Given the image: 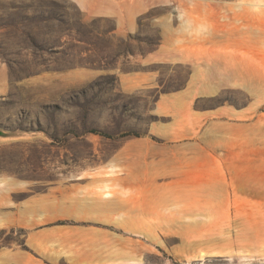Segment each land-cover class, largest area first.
<instances>
[{
	"label": "rangeland",
	"instance_id": "obj_1",
	"mask_svg": "<svg viewBox=\"0 0 264 264\" xmlns=\"http://www.w3.org/2000/svg\"><path fill=\"white\" fill-rule=\"evenodd\" d=\"M133 2L134 27L118 25L112 8ZM186 106L213 114L194 132L223 134L231 173L162 155ZM261 158L264 0H0V264H71L75 238L97 244L94 264H264Z\"/></svg>",
	"mask_w": 264,
	"mask_h": 264
},
{
	"label": "crops",
	"instance_id": "obj_2",
	"mask_svg": "<svg viewBox=\"0 0 264 264\" xmlns=\"http://www.w3.org/2000/svg\"><path fill=\"white\" fill-rule=\"evenodd\" d=\"M81 3H83V0H80ZM127 6V7H126ZM142 3L139 2H133V3H128L127 5L118 6V7H113L112 10L115 12L114 14L116 15L118 25H124L125 22L128 23V26L134 27L136 23L137 16L143 11L142 10ZM93 7H88L87 5L81 6V10L84 12V14H89V15H100L101 12L98 11L97 9H92ZM127 25V24H126ZM163 50H159L157 53L154 55H151L150 61H161L165 60V57L171 56L168 53H165L163 56ZM176 56V55H174ZM173 55L172 57L175 58ZM176 59V58H175ZM247 76L246 72L242 74V76H239V82H246L247 83ZM152 75H147V73L143 74H135L128 76L124 79V83L126 85H135L139 84L141 82H148L152 83L153 81ZM198 90V87L196 86V83L194 82V79H191L190 82V90ZM189 90V89H188ZM184 95L182 94H172L171 96H159L158 99L160 101L161 107L165 109H173L176 108L177 104L175 105V101L179 100L180 98L183 99ZM162 102V103H161ZM191 103V100L186 97V105L189 106ZM175 106V107H174ZM186 106V107H187ZM186 111V116L185 117H180V121L178 122L180 125L176 127V129L172 132L167 133V140L169 143L163 149H166L164 153L166 158H168V162H170V165H180V170L182 171H217L221 174H224L225 172L231 173V160L229 161L228 158H223V160L220 158V153L217 152V150L220 148L221 143L223 142V134L219 132V134H210L207 131L203 132H194L195 128H198V124H201L204 120H206L208 117H212L213 114L211 115H202L200 116L198 113L193 114L190 112L189 107H187ZM221 113V112H220ZM203 120V121H202ZM223 126L222 121H214V123L211 125V128L215 127L217 129H220ZM207 128V127H206ZM179 129V131H178ZM163 155V156H164ZM228 156V155H224ZM264 160V158H261ZM162 160V159H161ZM262 160L260 163H255L259 165L260 167L262 166ZM245 160L239 159V165L244 164ZM169 165V164H168ZM165 170H174L172 168H165ZM256 173V172H255ZM250 174V173H248ZM255 179L254 180H249L245 181V183H249V191H254L255 188L253 185L258 186V182L260 185H262L261 178H257V173L255 174ZM200 181L202 182L201 184H205L203 186L210 187L211 184H213L214 178L212 177H202ZM221 179H224V175L221 176ZM206 181V182H205ZM253 182V183H252ZM210 184V185H209ZM252 184V185H250ZM196 185V184H195ZM200 184H197V186ZM194 186V185H193ZM154 187H158L160 190H163V185H155ZM198 191V188H196ZM214 190V189H213ZM171 195H173L171 193ZM66 197V195H65ZM62 198V197H60ZM37 203V199H29L26 202V211L30 208L31 211H37L38 208H34ZM61 202L57 201V204ZM252 203L255 205V214L259 213L257 212V208L261 205L257 204V202ZM224 204V201L221 202V200L215 201L214 199V207L221 208V205ZM262 212V209H261ZM255 219V215L253 217ZM264 217L261 218H256L255 225L259 227H264ZM262 220V221H261ZM71 232L74 231H79V230H70ZM94 229H90L89 232L93 233ZM96 231V230H95ZM94 231V232H95ZM71 245V250H70V256L68 257V260H70L71 264H94L96 259L99 258L97 257L96 254V243H85V242H79L78 238H75L74 240L70 241ZM89 248V250H87ZM83 249V253L85 256L81 255ZM59 258L58 255L54 256V260H57ZM88 258V259H87ZM89 260V261H88Z\"/></svg>",
	"mask_w": 264,
	"mask_h": 264
},
{
	"label": "bare ground",
	"instance_id": "obj_3",
	"mask_svg": "<svg viewBox=\"0 0 264 264\" xmlns=\"http://www.w3.org/2000/svg\"><path fill=\"white\" fill-rule=\"evenodd\" d=\"M245 176V181H249V180H254L255 179V174H253V173H250V174H248V175H244ZM242 182V181H241ZM253 183V182H252ZM255 207V205L253 206V208ZM254 211H255V209H254ZM257 212H261V209L258 207L257 208ZM263 221H264V219H263Z\"/></svg>",
	"mask_w": 264,
	"mask_h": 264
}]
</instances>
